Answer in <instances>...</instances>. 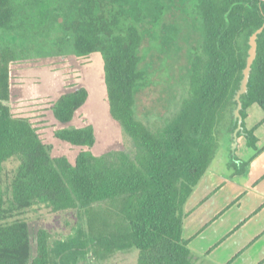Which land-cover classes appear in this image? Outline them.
Instances as JSON below:
<instances>
[{
  "label": "trees",
  "instance_id": "1",
  "mask_svg": "<svg viewBox=\"0 0 264 264\" xmlns=\"http://www.w3.org/2000/svg\"><path fill=\"white\" fill-rule=\"evenodd\" d=\"M179 1L0 0V264H76L87 253L104 260L131 249L136 264H193L190 239L182 236L184 205L215 160L221 135L237 126L234 96L248 38L264 22V0H181L178 8ZM14 35L24 45L10 44ZM146 35L154 63L162 66L161 81L149 82L153 73L141 54ZM30 47L45 57L101 55L109 114L132 140L133 157H97L88 150L73 161L52 157L32 125L11 114L10 64L31 55ZM183 81L187 96L169 121L148 126L136 117L141 89L166 84L161 100L167 103ZM87 97L84 87L61 94L51 107L54 118L70 123ZM240 102L237 137L243 134L256 156L254 130L264 122V27ZM251 105L263 116L247 129ZM55 137L76 147L96 141L90 125L62 127ZM10 160L17 165L1 185ZM237 161L228 167L244 174L249 161ZM39 209L80 211L84 226L54 241L38 229L31 257L27 214Z\"/></svg>",
  "mask_w": 264,
  "mask_h": 264
},
{
  "label": "rangeland",
  "instance_id": "2",
  "mask_svg": "<svg viewBox=\"0 0 264 264\" xmlns=\"http://www.w3.org/2000/svg\"><path fill=\"white\" fill-rule=\"evenodd\" d=\"M182 3L183 1L180 0L177 7L181 8ZM55 31L56 29H53L47 35H54ZM3 38V34L0 32V44L1 40H4ZM13 38L15 39L8 38L10 44L14 41L24 45L23 37L18 40L14 35ZM143 40L141 49V54L145 59L143 62L151 70L150 73H153L149 82H156L158 78L161 81L163 79V72L160 71L162 66L154 63L153 56L156 53L151 47L152 39L146 35ZM32 46L39 45L35 42ZM37 53L32 49L31 55L10 64V98L6 104L11 114L14 117L26 119L32 125L42 142L49 147L52 157L64 156L73 161L80 150H88L97 157H110L118 152H125L133 157L135 148L132 140L109 114L101 55L94 52L85 57H77L71 53L45 57L44 53L39 52V55ZM79 87H84L88 91L85 103L74 113L70 123H59L51 110L54 100L61 94ZM166 88H168L166 84H150L137 93L135 115L146 125H162L169 121L178 111L181 100L187 96V86L183 81L181 86L177 87L176 97L166 103L165 100H161V97L164 99L167 97V93L163 91ZM164 103L165 107L161 109ZM259 113L262 115L261 110ZM258 115L252 114L251 121L255 117L257 120V117L260 116ZM87 125L92 126L95 133L96 141L92 147L72 146L55 137V132L62 127ZM233 133L221 135L215 160L209 165L207 171L210 169L214 171L215 165L221 164L223 166L218 165L217 167L218 169L223 167L226 174L223 179L243 185L247 180L246 176L232 177L233 169L225 167V165L228 166L229 162L237 157L240 161L241 159L247 161L255 151L245 144L246 139L243 134L235 137ZM257 149L259 150L258 154L264 150V130L259 134ZM16 165L15 160L7 161L4 164L1 185L5 183L4 181L10 176ZM27 215L31 257L35 253V237L38 229H46L50 233V241H54L64 239L71 235L78 226H84L83 213L75 210L52 213L45 209H39L29 212ZM194 249V247L191 249L193 257H199L200 255ZM136 257L137 251L133 249L116 252L104 260H98L91 253H87L76 264H136ZM193 264H197L196 261L193 260ZM200 264L209 263L202 261Z\"/></svg>",
  "mask_w": 264,
  "mask_h": 264
},
{
  "label": "crops",
  "instance_id": "3",
  "mask_svg": "<svg viewBox=\"0 0 264 264\" xmlns=\"http://www.w3.org/2000/svg\"><path fill=\"white\" fill-rule=\"evenodd\" d=\"M260 110L256 105L246 109L247 129L261 120ZM252 114L260 116L251 121ZM263 130L264 122L254 130L257 143ZM247 161L241 174L247 178L243 185L223 179V167H217L223 165H215L214 171L205 172L184 205L188 215L182 236L190 239V250L194 247L200 255L193 257L197 264H264V150Z\"/></svg>",
  "mask_w": 264,
  "mask_h": 264
},
{
  "label": "water",
  "instance_id": "4",
  "mask_svg": "<svg viewBox=\"0 0 264 264\" xmlns=\"http://www.w3.org/2000/svg\"><path fill=\"white\" fill-rule=\"evenodd\" d=\"M264 27V22L257 30H255L248 38V50H247V57H246V64L242 70V78L240 80L239 89L234 96V100L237 102L236 108L233 111L234 120L237 122V126L234 130V136L237 137V132L241 129V115L239 110L241 109V102H240V95L245 93L247 90V83L249 79V74L251 70L252 62L256 56V39L257 35L262 31Z\"/></svg>",
  "mask_w": 264,
  "mask_h": 264
}]
</instances>
